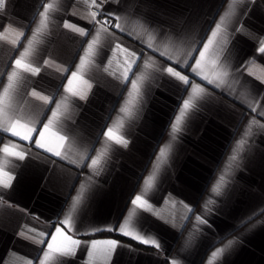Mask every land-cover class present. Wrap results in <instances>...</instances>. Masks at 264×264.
<instances>
[{
	"label": "crops",
	"instance_id": "crops-1",
	"mask_svg": "<svg viewBox=\"0 0 264 264\" xmlns=\"http://www.w3.org/2000/svg\"><path fill=\"white\" fill-rule=\"evenodd\" d=\"M90 2L5 0L0 9V32L6 38L0 39V95L29 40L26 62L41 68L37 75L18 73L14 78L15 90L6 100L9 115L39 129L60 103L56 120L68 136L67 159L62 160L36 148L35 137L21 141L0 130V147L12 141L28 153L22 161L9 158L15 179L10 188H0V264H40L55 226H63L58 221L69 215L82 233L77 238L117 240L122 247L109 254L101 244L89 257L82 244L75 257L63 258L66 264H170L173 259L177 264H264V214L258 212L264 209V128L253 124L251 134L242 137L250 121L264 125V53L258 52L264 39V1L238 0L237 15L227 21L205 58L210 78L214 60L217 70L219 65L229 69L230 86L221 88L192 72L194 58H199L192 49H202L231 0H108L104 11L119 15L124 31L110 29L114 37L101 33L85 58L98 27L89 23ZM42 3H52L54 9L48 26L36 34ZM64 21L89 34L64 28ZM20 32L24 36L14 45L11 41ZM117 42L138 57L127 81L128 57L115 51ZM169 65L187 75L190 84L184 86L166 73L160 79V69ZM78 68L80 78L73 88L79 95L72 96L65 87ZM134 80L146 100L141 111L138 97L130 96ZM191 84H200L207 95L158 160L160 149L170 143L183 100L192 95ZM33 91L54 95V101L45 103ZM65 95L68 99L61 103ZM109 127L119 130L127 147L105 138L102 133ZM94 158L98 163L89 167ZM154 171L158 178L149 187L146 181ZM145 190L151 209H134L131 200ZM198 215L208 223L198 224ZM125 221L129 231L140 232L139 221L145 230L140 234L158 239L161 247L121 235L118 228ZM102 232L124 239L102 237ZM217 248L224 251L214 260ZM58 260L53 254L45 264Z\"/></svg>",
	"mask_w": 264,
	"mask_h": 264
},
{
	"label": "snow or ice",
	"instance_id": "snow-or-ice-1",
	"mask_svg": "<svg viewBox=\"0 0 264 264\" xmlns=\"http://www.w3.org/2000/svg\"><path fill=\"white\" fill-rule=\"evenodd\" d=\"M108 2V0H91L89 7H96L99 9V16L103 17L102 19H98L97 12H89L88 15L90 17L89 23L98 25L96 28V35L93 37L92 41L88 44V50L85 53V58L92 54L93 46L98 43V39L101 33H105L108 36H113L114 33L110 31V29L119 30L121 32L124 31V28L121 24V17L116 13L105 12L104 5ZM238 0H231L229 4V9L225 13L224 16L221 17L220 21L215 24V28L211 31V35L207 37L206 42H203L202 49H192V51H198L199 58L195 59V65L192 66V72L199 76L202 80L207 81L208 84H215L216 88H221L222 86L229 85V77L230 72L227 67L223 65H219V70H217L218 61H212V76L210 78L208 72V62L206 61V56L213 49V46L217 43V37L221 35L222 31L226 30L227 21L237 15V4ZM239 2H244V0H239ZM85 3H88V0H85ZM5 6V0H0V9H3ZM43 11H38V15L40 16L39 27L36 29V34L40 33L43 28L48 26L49 14L50 11L54 9V5L52 3L44 4L42 3ZM115 20V23H113ZM63 27L66 29H74L76 32L80 33L82 36H87L89 34V30L85 28L77 27L71 24L68 21H64ZM7 31V29H5ZM36 34L33 36V40L36 38ZM24 36L23 32H20L16 36V40L11 41L14 45L19 41L20 37ZM0 39H6L4 37V33L0 32ZM260 46L258 47V52L264 53V39L259 41ZM32 46V40H29V47L26 48L21 54L20 58L14 61V69L8 75V83L3 87V94L0 95V130H2L5 134H10L11 137H16L21 141L32 142L34 137L35 147L38 149H43L44 152L50 153L51 155L58 157L62 160L67 159V149L65 148V141L68 139L66 134L62 132V125L59 123L56 118L58 117V110L61 107L60 103L56 104L55 109H51L52 118L47 120V123H42V127L39 129L30 123H22L21 119L14 118L9 115L10 111V102L6 103V100H10L11 94L15 90L14 78L17 77L18 73H31L32 75H37L40 73L41 68L39 66L34 67V61L26 62V57L30 55V48ZM149 48H152L153 45L149 43L147 45ZM115 51H119L121 53L127 54L128 59H126V64L128 67L124 72V79L127 81L128 73L131 71L132 65L137 62V54L135 52H130L129 49L122 47L121 43L117 42L115 44ZM161 56H165L164 52L160 53ZM187 55L191 56V52L187 53ZM85 58H81V66L85 63ZM168 59H171L169 57ZM46 63V62H45ZM186 63V61H185ZM146 67H150V64H146ZM160 79H163V74L166 73L169 78H174L180 82L184 86H188L190 84L189 77L187 75L181 74L175 67L169 65L160 69ZM80 78V69L77 71H73L71 73V77L67 80V86L65 87V93L71 94L72 96L79 95L77 91L73 88L74 81ZM142 79V78H141ZM264 83V80L261 81ZM159 87V85H155ZM192 95L189 96L188 99L183 100L182 107L179 110V114L175 117V122L171 125V137L170 143L166 146V148L160 149V156L157 158L160 160L166 156V149L170 150L171 142L175 141L177 136L176 134L181 131V127L186 123V120L190 117L192 112H194L198 106L200 100L203 99V96H206L204 88L200 86V84H191ZM132 90L130 96L133 93L138 97V105L137 111H141L143 105L146 103L144 98V93L141 92V89L138 87L137 82L132 81ZM187 90V87H185ZM203 94V95H201ZM32 96L37 97L38 99L44 101L45 103H52L54 101V95H40L38 92L33 91L31 93ZM68 96L65 95L61 103L64 100H67ZM251 107L252 112H256L257 108L255 106L249 105ZM126 108H121V112H127ZM264 115V113H261ZM253 124L258 125L261 128H264V125H259V122L256 120L250 121V124L246 127L245 132L242 134V137H247L251 134V127ZM123 127V125H121ZM105 138L109 141H113L115 144H119L123 147H127L128 140L119 134V130L114 132V129L109 127L106 132L102 133ZM245 140L239 142L243 144ZM28 156V153L17 143H13L9 141L8 143L3 144V147H0V188H10L12 181L15 177L12 175V172L15 171L12 161L9 159L10 157H15L18 160H24ZM232 160L236 159V156L231 157ZM98 163V158H94L91 160L92 165H96ZM158 167V166H157ZM6 178V179H5ZM158 177L154 173L148 178L146 181V185L149 187L152 186V181L157 179ZM220 180H224V176L220 177ZM214 193L219 194V189L214 188ZM147 195V190L143 191L141 194L135 195L134 199L131 200V204L134 209H141L144 211H149L151 209V205L149 201L144 197ZM212 203V200L206 202L205 208H208V205ZM191 211V209H189ZM259 214H264V209L258 210ZM252 215H257V212H254ZM198 224H207L208 221L202 216H197ZM58 225L63 226H55L54 233L51 234V239L47 242V250L43 251L44 260H40V264H45V262L50 259L53 254L59 257L58 264H66L63 258H73L76 255V250L79 249L82 244L87 250V255L90 257L93 254V250L97 249L98 245H105L106 251L109 254L115 252L118 247H122L119 241L117 240H92L91 242L82 241L77 238L82 233H79L78 230L74 229V225L72 223L71 216L69 215L63 221H58ZM137 226L140 229V232H144L145 230L140 225V222L137 221ZM67 228V231L65 230ZM129 223L125 221V223L119 226L118 231L121 235L129 237L138 243L153 246L157 249L161 247L158 239L152 238L149 236L148 238L145 235H141L140 232L137 231H129ZM109 231L117 230L115 228H109ZM74 234H69L73 233ZM87 234V233H83ZM41 237L45 236V233H40ZM45 240L41 239V245L45 244ZM232 242L230 241L229 244ZM43 250V249H42ZM224 249L217 248L216 251L212 252V258L215 260L218 256L223 253ZM39 259V256L36 257ZM31 264V262H29ZM170 264H177L175 259L171 260Z\"/></svg>",
	"mask_w": 264,
	"mask_h": 264
},
{
	"label": "trees",
	"instance_id": "trees-1",
	"mask_svg": "<svg viewBox=\"0 0 264 264\" xmlns=\"http://www.w3.org/2000/svg\"><path fill=\"white\" fill-rule=\"evenodd\" d=\"M264 1V0H263ZM110 236V235H113V236H115V237H118V238H121V239H124L123 237H120V236H118L117 234H115V233H113V232H102V234H101V236L103 237V236ZM125 241H127V240H125ZM130 242V241H129Z\"/></svg>",
	"mask_w": 264,
	"mask_h": 264
},
{
	"label": "built area",
	"instance_id": "built-area-1",
	"mask_svg": "<svg viewBox=\"0 0 264 264\" xmlns=\"http://www.w3.org/2000/svg\"><path fill=\"white\" fill-rule=\"evenodd\" d=\"M90 11H91V12H97V13H98V18H99V19H102V18H103V17L99 16V9H97L96 7H91V8H90ZM113 23H114V21H113Z\"/></svg>",
	"mask_w": 264,
	"mask_h": 264
}]
</instances>
